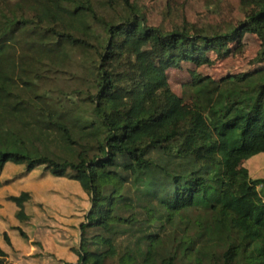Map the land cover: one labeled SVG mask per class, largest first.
Wrapping results in <instances>:
<instances>
[{"label":"trees","instance_id":"trees-1","mask_svg":"<svg viewBox=\"0 0 264 264\" xmlns=\"http://www.w3.org/2000/svg\"><path fill=\"white\" fill-rule=\"evenodd\" d=\"M246 5L226 30L162 29L133 0H0V174L68 178L71 208L90 204L60 264H264V177L243 166L264 153V0ZM240 34L257 38L249 63L262 67L192 72L180 110L166 71L210 66ZM50 197L10 196L17 224L51 225ZM8 256L0 246V264Z\"/></svg>","mask_w":264,"mask_h":264},{"label":"rangeland","instance_id":"rangeland-1","mask_svg":"<svg viewBox=\"0 0 264 264\" xmlns=\"http://www.w3.org/2000/svg\"><path fill=\"white\" fill-rule=\"evenodd\" d=\"M147 12V22L150 26L168 28L172 24L184 23L190 28L195 23L218 24L222 30L232 28L241 22L246 16L253 12L251 6L246 3L252 0H133ZM259 42L254 35L240 34L238 40L230 45V54L227 57L217 58L210 55L212 64L210 66L194 67L191 64H183L180 70L169 69L166 71L167 81L170 89L179 97L183 98L180 110H189L193 103L184 97V86L191 80V73L196 76H209L215 80L228 74H238L243 72H255L261 65H250V60L256 55ZM243 166L248 170L252 179L264 177V153L256 155L243 162ZM22 171L21 167L12 171L7 170L0 180L10 181V187L0 190V214H5L12 218V209L8 198L19 193V188L27 186L28 191L33 192L44 206H48V198L52 196L56 207L53 208L56 220H52L51 225L36 221V217L31 220L29 227L19 225L15 221H10L7 216L0 215V234L6 232L11 241H16L18 248L26 246L29 257L34 253V243L40 242L42 253L38 257L25 259L17 264H60L59 258L73 260L72 247L79 245L80 233L75 230L77 218L82 220L83 215L89 210L90 204L85 196L75 200V208H71L68 201L71 193L78 188L72 180L68 178H54L48 173L43 177L36 178V174L18 177ZM19 178H29L26 182L15 180ZM24 183V184H21ZM21 189V188H20ZM35 203V202H33ZM37 216V207L31 208ZM59 211L61 212H58ZM71 225V226H70ZM74 225L75 228L72 227ZM18 227L10 230L9 227ZM73 228V229H72ZM21 230L28 239L26 241L17 236ZM75 231V232H74ZM33 251V252H32ZM32 252V254H31ZM27 255V256H28ZM75 259V258H74ZM74 261V260H73Z\"/></svg>","mask_w":264,"mask_h":264},{"label":"crops","instance_id":"crops-1","mask_svg":"<svg viewBox=\"0 0 264 264\" xmlns=\"http://www.w3.org/2000/svg\"><path fill=\"white\" fill-rule=\"evenodd\" d=\"M16 167L15 166H13V165H11V164H7L6 166H5V168H4V170L2 171V173L0 174V178L2 177V176H4V174L6 173V171L7 170H13V169H15ZM15 180H18V181H23V180H25L26 182H28L29 181V178H22L21 180H19V178H17V179H15ZM28 180V181H27ZM10 183V181H7V180H0V190H3V186H5V188H4V190H6V189H8L10 186L8 185ZM21 184H24V183H21ZM21 188V189H20ZM18 190H19V192L20 191H28V188H27V186H22V187H20ZM9 204L11 205V209H12V217L14 216V211H15V207L9 202ZM0 215H5V214H0ZM5 216H7V215H5ZM8 217V216H7ZM14 218V217H13ZM8 219L10 220V221H14L15 222V219H12V218H9L8 217ZM13 227H15V226H13ZM13 227H9V229L10 230H13ZM4 233H6V232H3L2 234H0V246L8 253V259L9 260H12L13 261V263L14 264H17V262L18 263H21V262H23L25 259H30L29 258V255H28V251H25L26 250V246L23 248V249H20V248H18L17 247V245H16V241H11V239H9V241L11 242V244H12V247H9V246H7L6 244H5V242H4V236H3V234ZM6 235H7V233H6ZM18 236V235H17ZM7 237H8V235H7ZM33 252V251H32ZM32 252H31V254H32ZM28 255V256H27ZM26 257H28V258H26Z\"/></svg>","mask_w":264,"mask_h":264}]
</instances>
